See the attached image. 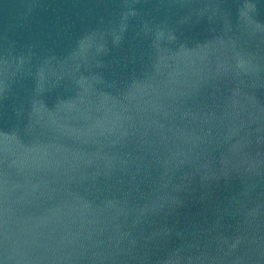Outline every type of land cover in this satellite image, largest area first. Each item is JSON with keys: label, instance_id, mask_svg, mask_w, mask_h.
I'll use <instances>...</instances> for the list:
<instances>
[{"label": "water", "instance_id": "obj_1", "mask_svg": "<svg viewBox=\"0 0 264 264\" xmlns=\"http://www.w3.org/2000/svg\"><path fill=\"white\" fill-rule=\"evenodd\" d=\"M0 264H264V0H0Z\"/></svg>", "mask_w": 264, "mask_h": 264}]
</instances>
